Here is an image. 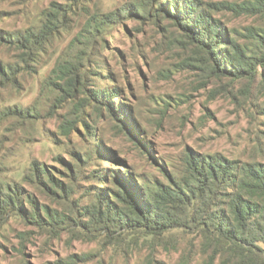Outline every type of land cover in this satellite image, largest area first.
Here are the masks:
<instances>
[{
	"label": "trees",
	"instance_id": "trees-1",
	"mask_svg": "<svg viewBox=\"0 0 264 264\" xmlns=\"http://www.w3.org/2000/svg\"><path fill=\"white\" fill-rule=\"evenodd\" d=\"M65 1H52L37 22L24 29H0V46L17 53L11 59L0 56V91H20L23 76L38 72L42 56L68 29V7L79 0ZM87 11L83 27L44 81L55 100L52 109L73 100L61 117V132L70 135L83 125L88 136L97 140L96 126L86 119L84 108L93 106L97 117L106 110L117 120V130L146 154L160 175L141 171L97 141L74 157L73 166L68 164L72 179L81 176L83 164L98 165L90 177L107 183L91 186L95 191L88 193L91 196L83 204L74 198L73 182L62 181L36 158L20 180L2 176L0 167V227L16 217L55 235L67 229L75 239L104 236L115 244L144 240L151 249L142 264H165L155 258L156 247L180 251L182 239L190 242L176 264H264V159L241 161L221 152L186 149L180 165L160 162L149 153L152 146L143 139L135 117L130 118L133 108L122 102L127 97L124 88L114 84L117 80L110 72L104 74L102 57L108 48L107 36L124 20L138 16L152 17L157 24L169 20L186 46L195 48L204 71L233 81L246 79L264 89V0H127L113 9ZM225 13L253 17L256 22L243 28L229 26ZM4 16L6 12L0 11V18ZM104 76L110 83L102 84ZM79 93L86 97L80 98ZM40 112L37 103L4 106L0 124L8 122L11 130L24 128L36 124ZM100 158L119 162L120 168L93 163ZM37 193L58 207L43 203ZM91 258L92 254H74L55 264H78Z\"/></svg>",
	"mask_w": 264,
	"mask_h": 264
},
{
	"label": "rangeland",
	"instance_id": "rangeland-1",
	"mask_svg": "<svg viewBox=\"0 0 264 264\" xmlns=\"http://www.w3.org/2000/svg\"><path fill=\"white\" fill-rule=\"evenodd\" d=\"M54 0H0V29L16 31L37 22L40 12ZM65 4V0H55ZM127 0H79L68 7L63 30L47 52L35 74H25L20 91L13 88L0 91V109L8 105H39L40 117L36 124L11 130L8 122L0 124V167L2 176L20 180L36 158L47 164L54 174L66 183L76 186L74 198L84 204L95 189L104 186L93 179L91 170L98 165L83 164V173L72 179L70 165L74 157L83 154L95 142L114 149L120 158L136 165L141 171L160 175L158 167L141 153L115 124L117 120L104 110L97 116L93 106H86V119L96 126L93 140L83 125L70 135L61 132L62 115L72 106L66 101L52 109L53 94L44 81L55 65L57 57L66 49L71 38L83 27L88 9H113ZM221 1V0H214ZM85 6L82 10L81 7ZM124 20L107 36L108 48L102 52L104 74L111 73L124 88L127 102L133 108L141 126L142 137L152 146L149 153L160 162L181 164L184 151L221 152L241 161L264 159V89L250 81L219 78L201 68L199 54L193 46H186L177 27L171 21L159 22L152 17ZM229 26L243 28L256 19L249 16L233 17L225 13ZM16 52L0 46L2 58H15ZM92 80L91 78L89 79ZM110 83L107 79L103 85ZM88 88H91L89 85ZM80 98L86 97L84 93ZM63 106V107H62ZM148 156V155H147ZM93 163L120 168L119 162L102 159ZM122 168V167H121ZM27 185V184H26ZM29 189L34 190L27 185ZM41 201L58 207V204L37 193ZM61 209V207H60ZM190 240L182 239L180 251H167L157 246L155 258L165 264H176ZM151 245L144 240L133 244L131 239L119 244L104 236L85 240L71 238L67 229L55 235L32 223L11 217L0 227V264H55L57 260L74 254H92V258L78 264H142Z\"/></svg>",
	"mask_w": 264,
	"mask_h": 264
}]
</instances>
